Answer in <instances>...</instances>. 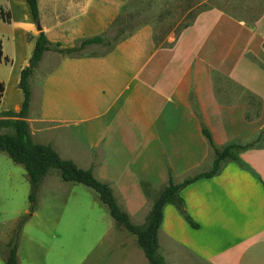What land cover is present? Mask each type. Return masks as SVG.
I'll return each instance as SVG.
<instances>
[{"label":"crops","instance_id":"1","mask_svg":"<svg viewBox=\"0 0 264 264\" xmlns=\"http://www.w3.org/2000/svg\"><path fill=\"white\" fill-rule=\"evenodd\" d=\"M1 1L0 6L9 12V19L4 21L0 18V22L11 29L7 34H0L2 53L4 41L17 48L15 52H21L19 62L14 65L13 95L8 96L4 109L0 111L17 110L22 99V92L16 86L19 69L27 62L38 30L24 0H19L23 9L20 20H15L14 13L10 11L9 0ZM125 1L37 0L40 30L47 40L58 43L60 47L73 46L82 38L107 30ZM202 11L196 13L193 20ZM188 25L177 34L166 36V44L154 42L150 30L144 26L105 50L101 49L102 43L84 45L82 49L86 48L88 52L83 54L44 50L36 66L44 58L47 60L40 76L43 86L49 87L50 91L43 92V95L54 106L60 127L56 130L54 147L45 144L58 155V148L62 149L65 144L71 149L73 143L82 145L86 150L83 157L87 161L84 162L93 160L96 163L90 169H103L105 180L115 182L117 178L107 174L106 167L103 168L104 153L108 157L113 154L111 148L104 150L103 147H113L114 138L118 139V146L124 145L125 141H133L134 146L144 148L179 144L183 148V159L179 161L189 164L180 170L187 172L196 168L205 156H211V149L200 131V123L209 129L216 145L233 138L244 140L250 137L264 121L259 117L264 109V95L237 75L221 69H207L206 58L202 64L200 54H192L190 45L186 46L183 29ZM126 47H132L134 57L125 55ZM4 55L9 58L6 63L11 64L14 57ZM133 58L134 65H131ZM173 71L176 75H171ZM1 83L0 108L7 97L6 87ZM122 95V102L134 100L136 104L132 130L114 128L110 130L112 133L118 131L114 134L98 131L94 119L107 113L110 115L109 123L105 126L110 124L112 127L111 122L117 117L119 108L110 109ZM26 116V122L39 120L28 121ZM239 120L248 125L249 131L242 136L229 135L225 139L222 125ZM29 125L37 129L36 136L41 133L42 129L37 125L27 123ZM32 129L28 128L29 134L36 132ZM214 130L219 131L217 135L222 136L223 141L216 139ZM66 135L71 141H66ZM99 145L102 151L88 150ZM76 154L75 150L73 156ZM160 154L165 157L164 152ZM238 155L241 162L224 159L214 174L196 178L180 188L184 210L197 224L196 227L190 226L172 204L163 205L156 238L157 252L165 264H264V132L259 146L247 147ZM94 156H101V159ZM165 161L170 162V159L165 157ZM169 168L174 173V168ZM200 171L204 170L184 176ZM131 174L133 182L125 183L122 189L134 188L138 196L129 198L131 193L127 192L128 196L124 192L122 204H119L129 219L133 215L143 217L151 205L149 203L143 211L148 198L140 179L154 186L147 176L135 171ZM172 176L176 177L175 174ZM105 222L106 227L96 238L86 264H150L134 234L117 225L113 219ZM108 232L112 234L106 237ZM100 240L105 244L99 249Z\"/></svg>","mask_w":264,"mask_h":264},{"label":"rangeland","instance_id":"2","mask_svg":"<svg viewBox=\"0 0 264 264\" xmlns=\"http://www.w3.org/2000/svg\"><path fill=\"white\" fill-rule=\"evenodd\" d=\"M8 7L14 13L15 20L22 19L23 9L19 0H9ZM3 11L5 12L4 9ZM196 11L202 12L183 29V38L186 46L190 45L191 53L197 55L199 53L202 64L206 58L207 69H221L237 75L264 95V0H126L119 6L112 25L105 30V38L112 42L115 38L127 36L145 26L150 30L154 42L166 44L165 37L177 34L179 31L177 28L188 21L190 15ZM120 28L122 30H119ZM9 30H11L9 25L0 22V34H7ZM109 46L102 44L101 49L105 50ZM15 49L17 50L9 42L4 41V54L14 57V60L11 64L0 60V81L3 82L7 92L0 109H4L8 96L13 95L14 92V65L19 62L21 52V50L15 52ZM87 52L85 48L78 53ZM124 53L127 57L135 56L132 47H126ZM134 61L135 58L131 59L130 64L134 65ZM46 65L47 60L44 58L28 79L31 93L26 117L28 121L39 119L27 123H33L42 129L36 136L37 129L34 127L32 129L29 125L30 130H36L30 134L33 141L48 143L54 147L56 130L58 128L60 130V127L57 125L54 106L43 95V92L50 91L49 87L43 86L40 76ZM170 73L176 75V71ZM122 100L123 95L110 109L113 111L116 107L119 108L117 117L111 122L112 127L110 124L108 127L105 126L109 123L110 115L107 113L94 119L98 131L111 134L110 130L114 128L132 130L131 127L135 124L136 104L134 100L130 102L128 100L122 102ZM259 117L264 118V109ZM263 124L264 121L247 139H233L242 142L253 140L257 132H264L261 130ZM222 127L225 139L229 135V137L242 136L249 131L248 125L240 120L232 124L225 123ZM5 130L9 128L0 127V131ZM214 133L216 139L222 140L220 138L222 136L217 135L218 130H214ZM61 135L64 137L63 132ZM193 135L192 131V138ZM65 138L66 141L70 140L67 135ZM59 142L61 143L60 140ZM112 142L113 147L106 145L103 147L104 150L111 148L113 152L109 157L104 153L106 160L103 168L106 167L105 172L113 175L117 180L115 182L105 180L103 169L101 171L99 168L96 170L93 168L91 171L95 177L109 183L120 205L124 192L131 193L130 196L127 194L129 198L138 196L134 188L122 189L125 183L133 182L131 173L135 171L147 176V180L154 186L140 179L142 190L148 198L143 211L165 183L166 168L172 166L174 173H171L176 176L173 179L179 181L180 177H185L184 175L208 169L213 156L210 148L211 156H205L196 168L181 172L183 170H180V167L186 164L179 161L183 159L181 153L183 148L179 144L144 148L134 146L133 141L127 143L125 141L124 145L118 146L117 138ZM72 147L73 150L65 144L62 149L58 148L59 155L66 158L68 156L69 159L73 157L76 160L74 163L79 167L95 166L93 160L84 162L87 161L86 157H83L86 150L82 145L73 143ZM75 150L77 156H73ZM88 150L97 152L100 150V145ZM161 152L165 153L166 160L168 158L170 162H166L165 157H161L163 156ZM94 157L101 159V156ZM28 191L29 183L22 165L13 162L0 150V264H5L7 242L16 228L19 217L28 212ZM144 217L145 215L139 218L133 215L130 220L141 225ZM107 219L112 220L93 189L79 182L64 181L55 169H50L38 187L33 211L20 226L15 251L16 264H86L88 253L92 252L96 238L106 227ZM110 234L112 233L108 232L106 237ZM103 244L105 241L100 240L98 248H102Z\"/></svg>","mask_w":264,"mask_h":264},{"label":"trees","instance_id":"3","mask_svg":"<svg viewBox=\"0 0 264 264\" xmlns=\"http://www.w3.org/2000/svg\"><path fill=\"white\" fill-rule=\"evenodd\" d=\"M24 1L28 6L33 22H36L38 20L37 0ZM196 13L197 11L193 15H190L188 21L183 22L177 30H181L188 25L193 20ZM0 18L4 21H8L9 19V12H4L1 6ZM112 23L113 21L110 23L109 27ZM119 30L122 29L120 28ZM122 38L123 37L115 38V41ZM115 41L111 42L106 39L105 31L101 34L82 38L77 44L68 47H60L58 43L50 42L46 39L41 30H38L34 38L30 55L27 58L26 64L20 67L16 82V86L20 88L22 92L19 108L17 110L7 109L0 111V127L9 128V130L0 131V150L5 152L13 162L22 165L29 183V191L27 194L28 212L19 217L16 228L7 242V252L4 258L5 264H16L15 251L20 226L28 217L29 213L33 211L38 187L50 169H55L59 177L64 181L79 182L93 189L99 201L106 206L108 213L115 223L135 235L136 243L141 247L148 262L150 264H165L162 256L157 252L156 238L157 228L162 218L163 205L166 203L172 204L190 226L196 227L197 224L184 210L183 199L179 195L180 188L196 178L208 177L214 174L218 170L221 161L224 159H232L241 162L238 155L241 150L250 146L260 145L261 132H257L255 139L250 141L242 142L232 139L221 145H216L209 129L203 123H200V131L213 152L210 167L207 170L185 176L179 181H174L170 168H166L165 183L153 198L150 208L145 214L144 222L138 225L130 221L128 213L116 202L112 188L107 181L95 177L90 167L82 168L77 166L71 159L60 157L50 145L34 142L30 137L27 122L25 120L30 97L28 77L32 73L33 68L36 66L44 50H53L62 54L78 53L84 45L89 43L112 45ZM0 60L3 62L9 61V58L2 53L1 41ZM1 91L2 83L0 82V96Z\"/></svg>","mask_w":264,"mask_h":264},{"label":"water","instance_id":"4","mask_svg":"<svg viewBox=\"0 0 264 264\" xmlns=\"http://www.w3.org/2000/svg\"><path fill=\"white\" fill-rule=\"evenodd\" d=\"M34 27H35L36 30H40L41 29V25H40L38 20L36 22H34ZM261 130H264V124L261 125Z\"/></svg>","mask_w":264,"mask_h":264}]
</instances>
